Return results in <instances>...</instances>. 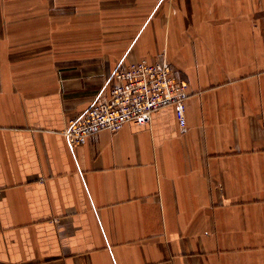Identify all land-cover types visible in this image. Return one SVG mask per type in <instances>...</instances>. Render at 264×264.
<instances>
[{"label": "crops", "instance_id": "1", "mask_svg": "<svg viewBox=\"0 0 264 264\" xmlns=\"http://www.w3.org/2000/svg\"><path fill=\"white\" fill-rule=\"evenodd\" d=\"M188 83L72 146L123 63ZM0 264H264V0H0Z\"/></svg>", "mask_w": 264, "mask_h": 264}, {"label": "built area", "instance_id": "2", "mask_svg": "<svg viewBox=\"0 0 264 264\" xmlns=\"http://www.w3.org/2000/svg\"><path fill=\"white\" fill-rule=\"evenodd\" d=\"M108 82V95L69 120L64 134L72 146L103 129L118 131L130 121L149 123L153 113L166 106H173L179 124L186 126L188 83L177 76L169 61L143 58L127 65L120 63Z\"/></svg>", "mask_w": 264, "mask_h": 264}]
</instances>
